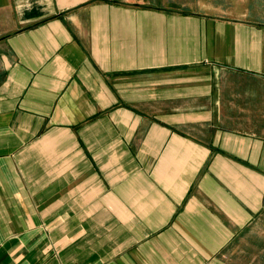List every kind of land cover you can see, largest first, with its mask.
<instances>
[{
  "label": "crops",
  "instance_id": "1",
  "mask_svg": "<svg viewBox=\"0 0 264 264\" xmlns=\"http://www.w3.org/2000/svg\"><path fill=\"white\" fill-rule=\"evenodd\" d=\"M0 264H264V0H0Z\"/></svg>",
  "mask_w": 264,
  "mask_h": 264
}]
</instances>
